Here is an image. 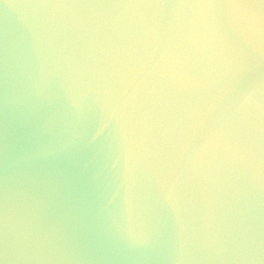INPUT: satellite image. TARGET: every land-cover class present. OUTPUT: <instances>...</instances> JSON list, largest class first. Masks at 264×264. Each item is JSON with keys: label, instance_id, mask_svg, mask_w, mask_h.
<instances>
[{"label": "clouds", "instance_id": "clouds-1", "mask_svg": "<svg viewBox=\"0 0 264 264\" xmlns=\"http://www.w3.org/2000/svg\"><path fill=\"white\" fill-rule=\"evenodd\" d=\"M0 264H264V0H0Z\"/></svg>", "mask_w": 264, "mask_h": 264}]
</instances>
